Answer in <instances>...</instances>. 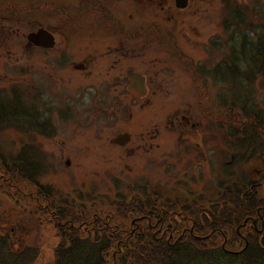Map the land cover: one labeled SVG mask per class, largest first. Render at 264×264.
I'll use <instances>...</instances> for the list:
<instances>
[{
    "label": "rangeland",
    "instance_id": "374dc122",
    "mask_svg": "<svg viewBox=\"0 0 264 264\" xmlns=\"http://www.w3.org/2000/svg\"><path fill=\"white\" fill-rule=\"evenodd\" d=\"M6 1L0 0L2 4ZM12 1L26 6L24 0ZM150 1L143 0L139 5L123 1L124 9L120 12L141 15L150 21L157 19L161 29L158 39L153 32L151 39L145 32L138 44L142 46L141 55L127 52L125 60L127 69L147 73L154 89L146 106L150 118L144 122L143 129L156 121L161 123V134L155 140L160 145L143 149L107 145L105 135L127 126L124 120L125 124L120 122L104 131L106 134L101 127L91 131L70 126L63 128L60 137L53 141L38 136L45 142L40 145L41 155L45 157L46 151L52 152V157L40 167L39 182L71 209L148 187L170 197L209 198L215 187L227 180L230 170L245 171L253 178L264 173V131L260 130V137L255 138L262 139L257 143L259 151L243 165L245 157L255 151L248 134L247 116L256 118L253 113L257 112L264 125V75L257 73L254 79L245 76L251 71L247 66L249 55L264 46V0H193L183 10L164 6L170 0ZM227 1L238 3L239 11L234 15L228 13ZM31 14L32 20L43 15L37 9ZM13 16L5 20L0 16V103L2 100L9 103L12 84L23 91V83L27 81L23 68L29 59L31 67L40 65L39 51L27 47V16ZM184 54L190 56L198 69H204L197 80L193 78L192 67L184 62ZM234 64L241 68L233 77L229 67ZM77 74L70 71L60 77L64 91H82L86 77L82 72L79 79H71ZM110 90L114 92L118 88ZM236 96L243 100H235ZM242 102L245 104L240 105ZM176 109H180L179 116L173 115L172 123L168 115ZM10 116H0V167L4 169L8 167L6 164L19 162L12 157L33 134L26 133L22 115ZM199 124L207 132L203 139L193 136L198 133ZM35 144L28 145V155L40 159V148ZM1 182V235L8 237L14 250H26L24 264H55L58 231L51 217L37 211L35 204H29L25 198L32 186L20 179L14 188L8 189L10 180Z\"/></svg>",
    "mask_w": 264,
    "mask_h": 264
},
{
    "label": "trees",
    "instance_id": "16d2710c",
    "mask_svg": "<svg viewBox=\"0 0 264 264\" xmlns=\"http://www.w3.org/2000/svg\"><path fill=\"white\" fill-rule=\"evenodd\" d=\"M226 3L229 14L239 11L236 1ZM251 54L247 65L251 71L245 76L254 79L257 73L264 75V46ZM229 68L234 77L241 67L234 64ZM17 91L20 95L15 106L13 100L1 101L0 116L22 115L23 122L22 91ZM239 97L234 99L243 100ZM253 114L259 121L247 116V124L255 151L245 157L243 165L259 151L258 140H264V136L256 140L264 125L262 117ZM28 145L25 142L24 151L12 157L13 161L19 160L17 164L0 167V182L9 179L7 187L14 188L20 179L27 181V186H32L25 194L29 204L50 217L53 213L52 222L59 236L55 264H264V173L253 178L245 171L230 170L227 180L218 184L209 198L186 199L181 194L170 197L155 191L130 197L117 195L74 210L39 182L40 167L45 162L42 157L28 155ZM38 151L40 155L43 152ZM46 199L49 206L43 208L40 205ZM9 243L8 237L0 233V264H24L26 250H14Z\"/></svg>",
    "mask_w": 264,
    "mask_h": 264
},
{
    "label": "flooded vegetation",
    "instance_id": "af4514ba",
    "mask_svg": "<svg viewBox=\"0 0 264 264\" xmlns=\"http://www.w3.org/2000/svg\"><path fill=\"white\" fill-rule=\"evenodd\" d=\"M123 1L126 0H24L26 6L12 0L3 4L0 2V16L4 20L7 16H27V47L33 52L39 51L40 54L38 67H31L29 59L23 68L27 79L23 83L22 91L23 121L26 133H33L26 139V143H37L35 145L41 149L43 147L40 145H43L44 141H53L60 137L63 128L73 126L94 131L101 127L104 133L125 121L127 126L113 130L110 135L104 133L107 145L126 149L160 145V142L155 140L161 134V123L156 121L150 126L147 125L146 130L143 129L144 122L150 118L146 113V106L150 96L154 95V89L147 73L127 69L125 60L127 52L141 55L142 46L138 44L145 32H148L150 39L153 38L151 32L154 36L156 34L158 39L161 29L157 25V19L150 21L141 15H122L120 11L124 9ZM130 1L137 5L143 2ZM152 1L154 0L150 3ZM192 2L193 0H170L164 6L183 10L188 9ZM34 9L42 10L43 13L37 20L30 17ZM8 20H11L10 17ZM38 31H41L39 43L30 41L28 35ZM183 59L192 67L193 78L197 80L203 75L204 69H198L199 66L193 64L189 55L184 54ZM70 71L79 75L83 72V77L86 78L82 91H64L61 87L60 77ZM78 74L71 79H79ZM132 75H141L144 78V92L134 93L129 90ZM15 86L18 85L12 84L13 91L9 97L10 101H14L13 106L16 104L15 99L20 95ZM114 87L118 90L113 92L110 89ZM123 100L129 103H122ZM179 112L180 109H176L174 114L168 115L169 121L173 123V115L179 116ZM182 118L186 117L182 114ZM206 134V130H202L199 124L198 133L193 136L203 139ZM120 135L126 140L113 142V139ZM38 136H42L44 141L39 140ZM101 139H104V136ZM197 144L202 147L200 142L197 141ZM46 152L45 157L41 156L44 162L52 157V152ZM207 157L205 152L204 158ZM155 191L158 190L148 187L125 196ZM46 202H42L40 206L47 208V199ZM91 202L90 206L99 203L96 200ZM50 215L53 220V213ZM132 223H136V219H133Z\"/></svg>",
    "mask_w": 264,
    "mask_h": 264
},
{
    "label": "water",
    "instance_id": "95a60500",
    "mask_svg": "<svg viewBox=\"0 0 264 264\" xmlns=\"http://www.w3.org/2000/svg\"><path fill=\"white\" fill-rule=\"evenodd\" d=\"M181 6V5H179ZM184 6V5H182ZM41 37V31L38 32H32L28 35V39L32 42L39 43ZM129 90L134 93H141L145 91V83L144 78L141 75H132L130 78V86ZM126 140L123 135H120L119 137L113 139V142H120L121 140Z\"/></svg>",
    "mask_w": 264,
    "mask_h": 264
}]
</instances>
